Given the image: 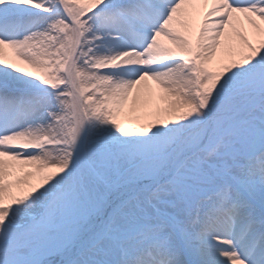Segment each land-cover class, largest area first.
Returning a JSON list of instances; mask_svg holds the SVG:
<instances>
[{"label":"snow or ice","instance_id":"obj_1","mask_svg":"<svg viewBox=\"0 0 264 264\" xmlns=\"http://www.w3.org/2000/svg\"><path fill=\"white\" fill-rule=\"evenodd\" d=\"M0 264H264V0H0Z\"/></svg>","mask_w":264,"mask_h":264}]
</instances>
